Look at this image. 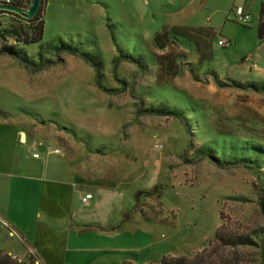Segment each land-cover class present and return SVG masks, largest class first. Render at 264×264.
I'll return each instance as SVG.
<instances>
[{
    "label": "rangeland",
    "instance_id": "rangeland-1",
    "mask_svg": "<svg viewBox=\"0 0 264 264\" xmlns=\"http://www.w3.org/2000/svg\"><path fill=\"white\" fill-rule=\"evenodd\" d=\"M260 4L261 0H48L42 44L62 37L82 43L89 52L100 51L105 86L120 88L119 80L125 78L138 93L134 96L130 87L118 94L104 92L97 87L93 67L71 54H61L59 63L35 74L0 55V128L12 124L26 131L27 155L47 168L52 182L46 183V195L57 204L53 218L41 220L42 226H56L52 239L38 236L35 241L33 232L28 239L23 236L25 241L5 239L1 230L0 249L28 259L26 251L33 247L41 254L39 264H66L71 261L70 226L84 232L116 230L123 238L152 230L156 244L149 249L152 259L159 261L165 255L189 256L202 250L221 222L239 235L255 236L264 228V191L254 171L200 157L202 141L187 130L191 121L145 113L159 106L156 98L145 95L154 76H136V67L125 62L116 78L112 60L118 49L109 31L111 26L133 41H151L166 25L213 27L220 35L217 40L226 37L232 43L216 50L214 67L224 83L203 73L196 80L184 61L187 70L176 79V87L208 107L212 116L221 117L225 126L240 132L264 130V93L235 84L264 80ZM239 6L251 12L249 23L236 21ZM164 96L163 105L181 104V95ZM0 182L5 187V179ZM156 186L161 187L160 196L143 195L124 221V213L134 206V194ZM88 193L95 198L84 200ZM151 215L156 219L147 220ZM51 249L62 255L53 256ZM236 255V264H264L258 246L238 248L231 254Z\"/></svg>",
    "mask_w": 264,
    "mask_h": 264
},
{
    "label": "trees",
    "instance_id": "trees-1",
    "mask_svg": "<svg viewBox=\"0 0 264 264\" xmlns=\"http://www.w3.org/2000/svg\"><path fill=\"white\" fill-rule=\"evenodd\" d=\"M34 0H0V55L8 56L18 62L31 74L48 69L51 65L59 63L61 54H71L83 59L96 72L97 87L108 94H118L130 87L131 93H138L134 83H129L121 78L120 88H108L103 83L102 60L100 51L89 52L83 49L82 43L74 40L66 41L59 37L42 44L45 36V15L48 0H42L39 12L28 17L25 12ZM8 8V9H7ZM112 39L118 49V55L112 60L115 77L122 63H130L136 67V76L152 74L154 83L149 84L145 95L156 98L159 106L152 105L145 110L148 114H160L176 117L180 120H189L187 130L196 134L202 141L200 157H205L223 167H245L254 171L261 190L264 191V130L250 128L238 131L221 122V117L212 116V112L202 103L180 91L175 84L176 79L186 71L184 61H187L188 71L196 80L200 74H211L221 84L220 77L214 67L216 63L217 47L225 49L229 46L219 44V33L211 26L166 25L157 31L151 41L138 38L133 41L131 35L109 27ZM259 38L264 39V2L260 4ZM82 47V48H80ZM47 55H54L58 60H53ZM194 59V60H192ZM203 71V72H202ZM243 88L264 93V80H253L247 83L235 82ZM178 91V92H177ZM140 95V94H139ZM181 95L180 105L170 107L162 104L166 96ZM164 99V100H163ZM193 123V124H192ZM193 129V130H192ZM161 187L156 186L153 191H137L134 194V206L124 213V221L131 217L137 210L141 197H159ZM264 210V203H262ZM223 221V212L220 213ZM147 220L156 219L147 216ZM254 235H239L231 232L224 222L215 232L212 239L200 251L189 256L165 255L159 261L146 264H236L231 254L241 247L258 246L262 249L264 261V228L254 232ZM38 256L30 252L27 259L14 256L0 249V264H39ZM233 258V259H232ZM113 264H134L125 260Z\"/></svg>",
    "mask_w": 264,
    "mask_h": 264
},
{
    "label": "crops",
    "instance_id": "crops-1",
    "mask_svg": "<svg viewBox=\"0 0 264 264\" xmlns=\"http://www.w3.org/2000/svg\"><path fill=\"white\" fill-rule=\"evenodd\" d=\"M27 144L28 136L23 128L12 124L3 126V129L0 128V179L3 178L6 182L5 187H2L0 182V216L17 230L16 238L22 241H25V238L28 239L31 232L34 234L35 241L38 236L52 239L55 236L56 226L53 229V227H45L41 224L42 219L53 218L52 214L57 205L56 201L47 196L45 191L46 183L52 181L47 179V168L27 155ZM35 154L38 153L35 152ZM94 198L93 195L89 200ZM1 230L5 239H8L6 231ZM67 235V241L70 243L67 256L71 261L66 264H80L81 262V264H96L101 260L106 262L104 264L121 263L125 260L134 264L155 261L152 259L151 248L149 249L150 246L156 244L152 230L137 231L123 238L122 234L116 230L92 229V231L84 232L80 226L76 228L70 226ZM123 242L126 243L123 244ZM51 247H56L53 242ZM31 250L26 252L34 253L42 260L37 248L31 247ZM51 250L55 257L62 255L56 249ZM7 251L14 253L12 250Z\"/></svg>",
    "mask_w": 264,
    "mask_h": 264
},
{
    "label": "built area",
    "instance_id": "built-area-1",
    "mask_svg": "<svg viewBox=\"0 0 264 264\" xmlns=\"http://www.w3.org/2000/svg\"><path fill=\"white\" fill-rule=\"evenodd\" d=\"M264 2V0H261ZM236 21L238 23H249L252 19V14L249 10H247L244 6H239L237 7L236 10ZM219 44L222 46H229L230 45V41L228 38L226 37H221L219 39ZM159 147L162 148L163 145L159 144ZM35 156H38V154H35ZM92 197V195H87L84 200L90 199ZM0 228H4L6 231V234L8 237L13 238L18 236V232L17 230L7 221L5 220L3 217L0 216ZM1 232V229H0ZM38 263V262H37Z\"/></svg>",
    "mask_w": 264,
    "mask_h": 264
},
{
    "label": "water",
    "instance_id": "water-1",
    "mask_svg": "<svg viewBox=\"0 0 264 264\" xmlns=\"http://www.w3.org/2000/svg\"><path fill=\"white\" fill-rule=\"evenodd\" d=\"M41 5H42V0H34L28 10H26L25 12H23L22 10H18V12L25 13L28 17H33L39 12Z\"/></svg>",
    "mask_w": 264,
    "mask_h": 264
}]
</instances>
